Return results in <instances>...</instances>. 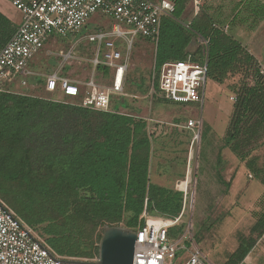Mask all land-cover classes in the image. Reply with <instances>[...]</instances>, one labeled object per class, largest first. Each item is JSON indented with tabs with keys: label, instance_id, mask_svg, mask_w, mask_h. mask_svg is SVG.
Instances as JSON below:
<instances>
[{
	"label": "trees",
	"instance_id": "16d2710c",
	"mask_svg": "<svg viewBox=\"0 0 264 264\" xmlns=\"http://www.w3.org/2000/svg\"><path fill=\"white\" fill-rule=\"evenodd\" d=\"M172 1L175 9L163 16L156 41L154 87L165 98L159 87L163 64L190 55L194 62L207 61V79L219 84L233 74H243L231 86L235 100L225 142L264 186V159L260 162L259 155H252L254 143L264 138V74L259 62L224 29L222 9L202 6L185 26L182 16L190 0ZM240 2L231 22H248V28L254 29L264 19V1ZM244 5L246 13L239 17ZM15 30L0 12V50ZM201 37L209 40L208 45L200 43L190 51L192 42H201ZM97 67L107 69L102 64ZM83 97L81 93L58 101L52 95L0 93V191L14 206L24 199L31 205H44L45 212L54 210L53 217L41 221L54 234L57 249L84 258L98 256L105 225L137 230L148 215L179 216L184 193L177 184L166 186L152 180L151 139L145 119L121 112L113 97L106 111L79 105ZM119 105L129 107L125 97ZM221 181L230 184L224 178ZM20 215L24 220L28 217ZM181 222L175 225L179 233L185 226ZM263 234L264 205L250 235L241 239L225 264H240Z\"/></svg>",
	"mask_w": 264,
	"mask_h": 264
},
{
	"label": "rangeland",
	"instance_id": "374dc122",
	"mask_svg": "<svg viewBox=\"0 0 264 264\" xmlns=\"http://www.w3.org/2000/svg\"><path fill=\"white\" fill-rule=\"evenodd\" d=\"M197 1L198 5L195 0L189 1L182 21L187 22L199 8L208 4L213 8L222 9L224 25L231 24L229 32L242 43L247 44L252 40L246 47L264 70V22L259 24V34L250 31L248 33L245 27V33L239 34L241 31L234 25L240 24V21L231 22V18L240 7L241 0ZM240 9L239 17H244L245 5ZM90 19H97L99 27L95 29L94 24H89V27L76 35H51L45 47L29 62V69L36 74H27L26 83L13 87V92L51 98L45 90V79L59 67L63 76L79 85L83 96L91 89L88 85L91 79L99 86H110L114 69L107 65V69H99L98 65L93 63L97 53L103 58L107 47L105 44L99 45V42L90 41L89 35L98 31H112L114 20L101 12L93 14ZM121 26L123 29H131L126 24ZM128 38L132 40L130 50L125 49L129 40L113 37L129 62L124 93L114 95L113 104H116L121 112L132 113L147 121V131L151 139L153 180L161 179L162 182L175 187L189 176L188 206L181 222L185 225L183 231L190 229L193 239L212 263L225 264L236 252L241 239L250 235L264 205V186L250 176L249 170H242L243 167L246 168L245 161L235 155L225 142L235 100L231 86L238 84L243 74H233L223 84L207 79L203 103H177L179 106H175V103L163 98L154 87V78L157 76L156 42L138 35L129 34ZM255 39L263 40V44L254 41ZM200 43L202 42L195 39L189 50L194 52ZM122 97L126 98L128 108L119 105ZM74 102L78 103V100ZM189 118L202 121L200 138L194 144L193 150V132L176 125H186ZM252 155H259L260 162L263 161L264 138L254 143ZM239 170L242 173H239ZM221 178L230 184L223 183ZM9 185L8 182L4 183L5 187ZM0 198L18 218L22 219L20 212L24 216L28 215L22 220L55 255L66 259L83 258L57 249L58 245L52 238L54 234L45 226L46 222L41 221L49 216L53 217L54 210L52 214L48 210L45 212L44 205H31L24 199L17 200L18 204L14 206L10 203L11 200L3 198L1 191ZM172 228L171 238L175 240L179 238L180 233L175 227ZM88 256L84 258L96 257ZM184 261L183 257L174 259L173 264H183ZM240 264H264V234L258 238L254 248Z\"/></svg>",
	"mask_w": 264,
	"mask_h": 264
},
{
	"label": "built area",
	"instance_id": "2783aa9c",
	"mask_svg": "<svg viewBox=\"0 0 264 264\" xmlns=\"http://www.w3.org/2000/svg\"><path fill=\"white\" fill-rule=\"evenodd\" d=\"M22 13V21L9 41L0 50V93L12 91L15 82L25 84L30 74V60L44 47L53 35L67 37L81 33L91 16L97 12L113 18L112 31H98L89 35L90 41L105 44L103 58L95 57V65L104 64L114 69L110 86H99L93 79L88 82L90 91L78 103L84 107L110 110L114 95L124 93L127 57L118 48L113 37L129 40L128 35H140L156 42L159 38L163 16L175 9L172 0H9ZM197 5L198 1L195 0ZM122 24L131 29H123ZM188 26L187 23H184ZM208 45L209 40L201 38ZM264 74V70L261 69ZM207 81V61L194 62L191 55L185 60L168 61L160 72L159 87L164 97L176 103L203 102ZM45 90L52 99L60 101L81 94L79 85L57 71L47 75ZM234 99V97H233ZM201 119L189 118L186 128L193 132L192 150L201 134ZM191 150V151H192ZM192 153V152H191ZM186 180L177 183L184 193L183 208L175 218L146 216L144 224L136 231L133 264H173L174 259L185 258L183 264H214L192 237L189 228L172 240L171 228L179 224L188 206L190 187ZM188 186H190L188 184ZM55 255L31 228L16 217L0 200V264H95V258H71L82 263L65 262Z\"/></svg>",
	"mask_w": 264,
	"mask_h": 264
},
{
	"label": "water",
	"instance_id": "95a60500",
	"mask_svg": "<svg viewBox=\"0 0 264 264\" xmlns=\"http://www.w3.org/2000/svg\"><path fill=\"white\" fill-rule=\"evenodd\" d=\"M136 231L124 225H105L98 244V259L95 264H133ZM65 262L82 263L76 259Z\"/></svg>",
	"mask_w": 264,
	"mask_h": 264
},
{
	"label": "crops",
	"instance_id": "0c3cea01",
	"mask_svg": "<svg viewBox=\"0 0 264 264\" xmlns=\"http://www.w3.org/2000/svg\"><path fill=\"white\" fill-rule=\"evenodd\" d=\"M0 12L2 13V14H4L8 19H10L11 21H12V23H13V25H14V27H15V29H17V27L19 26V24L21 23V21H22V13H21V11L19 10V9H17L9 0H0ZM90 21H88L87 22V24H86V26H85V28H87V27H89V24H94V27H95V29L96 28H98L99 27V24H98V20L97 19H89ZM264 22V19L259 23V24H262ZM184 23H186V22H184ZM257 25V26H255V28L254 29H249L248 28V24H246V23H240V24H236V25H234L236 28H238V30H240L241 32H238L239 34H244L245 33V30H244V27H245V29H246V31L248 32V31H250L251 33H254V34H259V28L258 27H260V25ZM231 27V24H225L224 25V29L226 30V31H228V33H230L231 34V32H229V28ZM84 28V29H85ZM232 28V27H231ZM231 28H230V30H231ZM16 31V30H15ZM250 32H248V33H250ZM92 34V33H91ZM231 35H233V34H231ZM138 36H140V35H138ZM235 38H236V36L235 35H233ZM145 38V37H144ZM202 38V37H201ZM200 38V39H201ZM236 39H238V38H236ZM239 40V39H238ZM252 40H250L248 43H250ZM254 41H258V42H260V44L262 45L263 44V40L261 41V39H255ZM248 43L247 44H244L245 46H247L248 45ZM46 45V44H45ZM127 47V46H126ZM126 49V48H125ZM131 49V48H130ZM129 49V50H130ZM122 50V49H121ZM261 52V51H260ZM260 56H261V54H259ZM67 58H68V56H67ZM264 60V55H263V58H262V61ZM127 61H128V57H127ZM264 64V63H263ZM128 68H129V62H128ZM28 69H29V67H28ZM30 70V69H29ZM55 71H57L58 73H59V75H62L61 74V71H60V67L58 68V70H55ZM54 71V72H55ZM127 71H128V69H127ZM30 73H32V74H36V72L35 71H31L30 70ZM38 74V73H37ZM126 74H127V72H126ZM63 76V75H62ZM26 79V77H24V80ZM46 79H47V77H46ZM46 79H45V84H46ZM125 79H126V76H125ZM94 80V79H93ZM26 81V80H25ZM95 81V80H94ZM111 81H112V78H111ZM20 84H22L21 82H15L14 84H12V86H11V89H13V87H15V86H20ZM13 91V90H12ZM203 103V102H202ZM175 106H179L177 103H175ZM177 126H179V127H183V128H185V129H187L186 128V126L184 125H182V124H176ZM187 130H189V131H191L190 129H187ZM242 170H248L247 169V167L245 168V167H243L242 168ZM250 172V171H249ZM239 173H242L241 172V170H239ZM251 173V172H250ZM250 176H252V173L250 174ZM176 177H174V179H175ZM152 180H153V178H152ZM226 180V179H225ZM257 180V179H256ZM154 182H156V183H159V184H162V185H166V186H171L170 184H167L166 182H162L161 181V179H158V180H153ZM227 182H229V181H227ZM149 216V215H148ZM153 217H157V216H153Z\"/></svg>",
	"mask_w": 264,
	"mask_h": 264
},
{
	"label": "bare ground",
	"instance_id": "6f19581e",
	"mask_svg": "<svg viewBox=\"0 0 264 264\" xmlns=\"http://www.w3.org/2000/svg\"><path fill=\"white\" fill-rule=\"evenodd\" d=\"M188 184H189V181H185L183 184V187H189Z\"/></svg>",
	"mask_w": 264,
	"mask_h": 264
}]
</instances>
